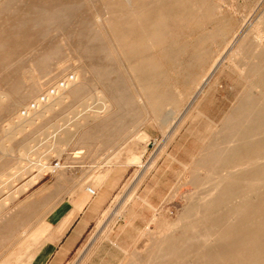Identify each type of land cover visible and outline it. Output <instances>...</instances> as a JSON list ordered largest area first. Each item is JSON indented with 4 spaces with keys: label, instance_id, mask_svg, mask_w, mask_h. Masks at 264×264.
<instances>
[{
    "label": "rangeland",
    "instance_id": "1",
    "mask_svg": "<svg viewBox=\"0 0 264 264\" xmlns=\"http://www.w3.org/2000/svg\"><path fill=\"white\" fill-rule=\"evenodd\" d=\"M68 75L78 96L14 127L63 95L23 116ZM261 109L264 0H0V264H37L111 171L121 184L63 264H205L210 244L193 238L176 255L169 243L195 234L185 225L216 178L258 170L259 135L239 133ZM232 210L216 218L229 227Z\"/></svg>",
    "mask_w": 264,
    "mask_h": 264
},
{
    "label": "bare ground",
    "instance_id": "2",
    "mask_svg": "<svg viewBox=\"0 0 264 264\" xmlns=\"http://www.w3.org/2000/svg\"><path fill=\"white\" fill-rule=\"evenodd\" d=\"M60 92L61 91H59L58 94ZM63 93V95L61 94L60 96L55 98V101L53 103L47 104L41 111L35 112L33 118L30 117L26 120L24 119L25 121L23 122L21 118L17 117V121L14 123V127L24 128L25 124L32 123L36 120H42L46 116V114L51 112L55 107L61 106L66 98H74L78 96L80 94L78 81L72 84L71 87H69V89L65 90ZM58 94H56L55 96H48V100L56 97ZM39 105L42 104L40 103ZM93 116L94 115H92V117ZM85 118L86 116L80 119H83L84 121ZM80 127H82V125L79 126V128ZM74 130L77 129L74 128ZM69 132L63 130L59 133L57 141V151L61 152L62 147L66 145ZM239 134L246 138V140H248L252 135H259L258 154L255 157L260 160L258 170L255 172H229L227 176L223 178V180H221L219 177L215 179L214 182L217 186L216 192H212L207 197L205 202L193 211V214L195 216H198L197 220L192 224L189 223L188 225H185V229L187 231L195 234L184 236L178 241L169 243V246L172 249H179L178 252H176V255L180 251H182L186 242H189L193 238H196V242L199 241L200 243L203 242L204 244H210L208 250H205L197 257L199 259H204L205 264H264V109L260 110L257 122L252 126L241 129ZM69 137L72 138V136ZM249 145V142L246 143L241 148V150H238V148L234 147L231 151L230 161L234 160L233 158L236 155L238 156L246 152L250 148ZM77 150L81 151V149ZM80 154L81 152H76L74 156L75 159ZM43 168L44 166L41 165L40 170H43ZM57 178L59 177L57 176ZM37 179H39V176L37 178H33L30 182H28L27 185L21 188V191H26L30 186L36 183ZM239 184H244L248 187L246 186V189H242L245 191H243V193H241L239 196H235L236 193H234L233 198V196L231 195L233 194L232 191L237 188L236 186H238ZM224 190H226V194H223ZM87 192L91 195L95 194V192L89 188L87 189ZM225 196H227L228 203L221 204L216 202L218 200L224 199ZM232 200H239V205L236 206V204L232 202V204H230V201ZM249 200H255L256 202L251 203L248 202ZM223 207L233 209L232 211L227 213L228 220L232 223L229 227L226 225L224 226L223 220L222 222L220 219L216 218V215L221 211ZM119 213L120 212L114 213V216H117ZM191 214L192 211L186 212V218H188V216H190ZM233 221H236V223H233ZM185 246L187 248V245ZM170 255L171 254H169V251H158L156 259L159 262L162 261V258H166ZM189 263L191 264L192 262Z\"/></svg>",
    "mask_w": 264,
    "mask_h": 264
},
{
    "label": "crops",
    "instance_id": "3",
    "mask_svg": "<svg viewBox=\"0 0 264 264\" xmlns=\"http://www.w3.org/2000/svg\"><path fill=\"white\" fill-rule=\"evenodd\" d=\"M108 173H105L98 184H93V187L98 189L97 193L95 191L94 199L86 202L83 198L76 204L75 208H79L78 210L71 211L60 220L57 236L49 234L47 237L49 241L38 254L41 258L37 264H63L73 252L93 223L98 211L107 204L122 182V178L113 171Z\"/></svg>",
    "mask_w": 264,
    "mask_h": 264
},
{
    "label": "built area",
    "instance_id": "4",
    "mask_svg": "<svg viewBox=\"0 0 264 264\" xmlns=\"http://www.w3.org/2000/svg\"><path fill=\"white\" fill-rule=\"evenodd\" d=\"M75 81L74 75H68L63 80L56 83L55 86L49 88L43 95L38 97V99L31 103L26 111L23 112V116H27L29 111H34L38 108L39 104H43L48 101V96H55L59 91L67 89V87Z\"/></svg>",
    "mask_w": 264,
    "mask_h": 264
}]
</instances>
